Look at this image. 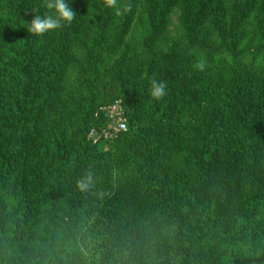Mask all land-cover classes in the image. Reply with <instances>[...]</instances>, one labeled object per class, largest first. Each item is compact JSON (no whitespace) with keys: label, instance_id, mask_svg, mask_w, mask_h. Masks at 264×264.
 Segmentation results:
<instances>
[{"label":"trees","instance_id":"1","mask_svg":"<svg viewBox=\"0 0 264 264\" xmlns=\"http://www.w3.org/2000/svg\"><path fill=\"white\" fill-rule=\"evenodd\" d=\"M67 2L0 0V264H264V0Z\"/></svg>","mask_w":264,"mask_h":264},{"label":"clouds","instance_id":"2","mask_svg":"<svg viewBox=\"0 0 264 264\" xmlns=\"http://www.w3.org/2000/svg\"><path fill=\"white\" fill-rule=\"evenodd\" d=\"M105 7L115 10L117 16H122L132 10L130 3L120 5L118 0H103ZM46 8L52 10L54 14H47L45 16L36 15L28 25L27 31L35 36H43L44 34L60 29L66 25H71L76 17V13L69 7L67 0H45ZM194 68L203 71L205 68L204 62H199L194 65ZM167 84L164 81H151L150 93L153 99L159 101L167 95ZM95 172L92 168H88L85 174L77 181V188L82 193H88L95 187L96 179ZM99 195L103 196L104 193L100 192Z\"/></svg>","mask_w":264,"mask_h":264},{"label":"built area","instance_id":"3","mask_svg":"<svg viewBox=\"0 0 264 264\" xmlns=\"http://www.w3.org/2000/svg\"><path fill=\"white\" fill-rule=\"evenodd\" d=\"M100 111H103L105 116L108 118V123L105 128H103L99 135L95 130H90L87 134V138L95 143L96 139L102 135L103 137H112L117 133L125 130V120L122 117V111L120 106V101L116 100L106 107L100 108Z\"/></svg>","mask_w":264,"mask_h":264}]
</instances>
